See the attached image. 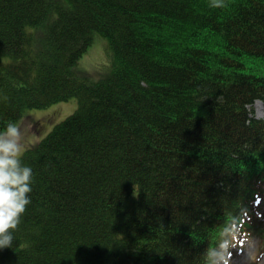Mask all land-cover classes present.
<instances>
[{
	"label": "trees",
	"instance_id": "16d2710c",
	"mask_svg": "<svg viewBox=\"0 0 264 264\" xmlns=\"http://www.w3.org/2000/svg\"><path fill=\"white\" fill-rule=\"evenodd\" d=\"M96 34L101 80L75 71ZM74 97L22 154L0 264H207L260 234L264 0H0V128Z\"/></svg>",
	"mask_w": 264,
	"mask_h": 264
},
{
	"label": "clouds",
	"instance_id": "9594fccd",
	"mask_svg": "<svg viewBox=\"0 0 264 264\" xmlns=\"http://www.w3.org/2000/svg\"><path fill=\"white\" fill-rule=\"evenodd\" d=\"M213 2L215 6H220L223 0ZM29 128L30 125L22 121L12 120L0 128V249L12 247L14 230L18 228L22 214L32 200L30 193L34 171L30 164L22 160L29 142ZM205 256L207 264H227L216 248L209 247Z\"/></svg>",
	"mask_w": 264,
	"mask_h": 264
},
{
	"label": "rangeland",
	"instance_id": "374dc122",
	"mask_svg": "<svg viewBox=\"0 0 264 264\" xmlns=\"http://www.w3.org/2000/svg\"><path fill=\"white\" fill-rule=\"evenodd\" d=\"M107 48V42L99 34L91 45L84 52L83 56L75 66V71L88 76L93 80L105 78L110 70L111 58ZM78 98H71L68 101L57 102L45 108L31 109L24 113L19 121L29 128V142L25 150L40 142L53 128L68 115L72 114L78 107ZM258 102L254 104L256 116L264 117V109ZM264 216V209H263ZM260 234H253L244 239L243 246L236 245L233 241L223 244V256L227 264H264V219L260 220ZM227 234H230L226 230ZM223 264V262H222Z\"/></svg>",
	"mask_w": 264,
	"mask_h": 264
},
{
	"label": "bare ground",
	"instance_id": "6f19581e",
	"mask_svg": "<svg viewBox=\"0 0 264 264\" xmlns=\"http://www.w3.org/2000/svg\"><path fill=\"white\" fill-rule=\"evenodd\" d=\"M258 105H260V104H258ZM261 106H262L261 108L263 109V105H261Z\"/></svg>",
	"mask_w": 264,
	"mask_h": 264
}]
</instances>
